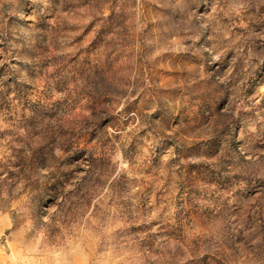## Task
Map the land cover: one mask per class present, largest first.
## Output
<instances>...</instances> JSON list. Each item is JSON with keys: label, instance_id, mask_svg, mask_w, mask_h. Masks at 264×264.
Instances as JSON below:
<instances>
[{"label": "rangeland", "instance_id": "rangeland-1", "mask_svg": "<svg viewBox=\"0 0 264 264\" xmlns=\"http://www.w3.org/2000/svg\"><path fill=\"white\" fill-rule=\"evenodd\" d=\"M0 264H264V0H0Z\"/></svg>", "mask_w": 264, "mask_h": 264}]
</instances>
